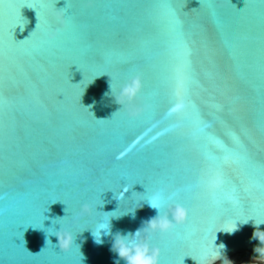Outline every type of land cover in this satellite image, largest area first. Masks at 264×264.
<instances>
[{
  "label": "water",
  "instance_id": "obj_1",
  "mask_svg": "<svg viewBox=\"0 0 264 264\" xmlns=\"http://www.w3.org/2000/svg\"><path fill=\"white\" fill-rule=\"evenodd\" d=\"M156 192L185 212L141 234L155 264L264 251V0H0V264H126L90 228Z\"/></svg>",
  "mask_w": 264,
  "mask_h": 264
},
{
  "label": "clouds",
  "instance_id": "obj_2",
  "mask_svg": "<svg viewBox=\"0 0 264 264\" xmlns=\"http://www.w3.org/2000/svg\"><path fill=\"white\" fill-rule=\"evenodd\" d=\"M110 89L111 95L115 98L116 103L121 105V107H124L126 105L130 106L142 89L141 78L138 75L131 77L126 83L120 86V88L116 92L113 91L111 84ZM130 114L136 115L137 113L131 112ZM125 191H127L126 188L122 189L119 196H117L116 194V198L118 200L122 199L124 197ZM231 199L233 200V202H235V197H231ZM146 201L152 208L157 210L158 214L156 215V217L150 219L143 228L139 229L135 233L116 232L115 234H113L111 220L112 218H118L119 216H100L97 219L95 227L90 228L94 242L97 244H102L104 242L102 238L103 236H111L112 251L117 253L118 257L124 260L126 264H155V257L158 246L154 242L150 241L146 235L142 236L141 234L145 232L163 230L167 228L173 220L182 219L184 216L185 207L179 199H173L171 196H166L163 192H156L152 194ZM169 201H171L170 206ZM84 210L86 212L92 211L91 207L87 205L85 206ZM115 211L104 213H112ZM237 221L239 220H236L234 222L231 230L220 229L218 231H224L227 233L234 232L238 227ZM59 232L60 231H58L57 233ZM48 234L53 235L51 233ZM56 236L58 237L59 248L61 250L68 251L73 245H75V238L71 233H67L65 235L56 234ZM215 241L216 239L213 242V248L211 250H206L204 253V260H211V264H214V262L216 261L212 258V252L221 251L219 246L223 245V243L216 245ZM197 264H201V262L197 261Z\"/></svg>",
  "mask_w": 264,
  "mask_h": 264
},
{
  "label": "rangeland",
  "instance_id": "obj_3",
  "mask_svg": "<svg viewBox=\"0 0 264 264\" xmlns=\"http://www.w3.org/2000/svg\"><path fill=\"white\" fill-rule=\"evenodd\" d=\"M243 256H247V257H257V258H261L264 256V251H260V252H252V253H246V254H241L236 256L233 260L229 261V260H224L221 261L218 264H237L242 260Z\"/></svg>",
  "mask_w": 264,
  "mask_h": 264
},
{
  "label": "flooded vegetation",
  "instance_id": "obj_4",
  "mask_svg": "<svg viewBox=\"0 0 264 264\" xmlns=\"http://www.w3.org/2000/svg\"><path fill=\"white\" fill-rule=\"evenodd\" d=\"M245 257H247V256H243L242 259L245 258Z\"/></svg>",
  "mask_w": 264,
  "mask_h": 264
},
{
  "label": "snow or ice",
  "instance_id": "obj_5",
  "mask_svg": "<svg viewBox=\"0 0 264 264\" xmlns=\"http://www.w3.org/2000/svg\"><path fill=\"white\" fill-rule=\"evenodd\" d=\"M204 127H207V125H205Z\"/></svg>",
  "mask_w": 264,
  "mask_h": 264
}]
</instances>
